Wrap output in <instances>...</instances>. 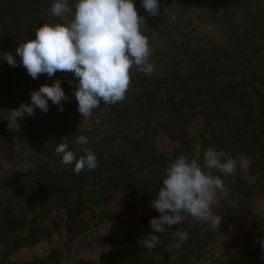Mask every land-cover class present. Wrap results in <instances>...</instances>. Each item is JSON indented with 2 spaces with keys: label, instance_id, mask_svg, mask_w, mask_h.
<instances>
[{
  "label": "rangeland",
  "instance_id": "rangeland-1",
  "mask_svg": "<svg viewBox=\"0 0 264 264\" xmlns=\"http://www.w3.org/2000/svg\"><path fill=\"white\" fill-rule=\"evenodd\" d=\"M69 3L71 6L73 0ZM52 4L53 0H0V60L4 52L15 55L18 42L25 38L34 39L36 28L42 24L63 23L50 15ZM134 6L137 10L135 0ZM159 9L171 21V31L162 39L155 38L154 34L152 39L148 37L151 62L153 58L166 62L168 55L184 44L190 50L200 49L211 65L210 70L224 75H236L239 69H247L245 55L263 52L261 58L264 60V0L249 1L247 10H232L214 3L201 12L185 11L171 0H160ZM173 15L175 19H171ZM256 26L259 31L253 28ZM159 73L154 70L151 77L159 79ZM29 76L19 63V57L16 67L0 62V126L7 124V120H2L7 115L4 111L17 102ZM69 76L64 74L59 79L67 82ZM41 85L44 84L33 90H38ZM146 85L138 86L140 93ZM66 96L68 99L58 106L63 111L58 110L51 118L54 131L63 139L65 137L64 143L77 158L83 155L84 148L91 149L99 166L95 170L85 169L75 174L73 164H62L60 155L55 152L59 141L49 135L44 117L35 110L32 117L25 114L22 120L19 119L20 128L6 132L8 137L1 132L0 264L264 262L262 160L249 167L244 157L248 150L239 152L241 156H233L229 151L228 156L233 159L239 157L237 179L243 190L237 189L235 183L223 181L224 189L218 192L211 206L213 214L222 217L217 229H213L208 221L185 216L180 224L163 234L157 233L159 245L151 250L142 246L145 251L140 254L138 246L141 243L138 241L148 233H155L149 221L159 213L150 206V202L156 198L160 187L153 189L142 180L138 154L145 153L144 149L137 155L126 152L128 139L137 142L144 136L138 134L135 137L136 133L132 131L130 135L112 137L107 124L110 109H104L105 112L96 109L92 117H81L75 97ZM157 97L158 93L154 92L142 104L132 97L119 102L115 110L117 120L126 128H132V123L139 125L136 127L138 131L140 121L144 122L141 127L152 123L147 129L150 133L154 123L161 120L160 109L171 106L166 98L160 101L156 100ZM229 128L227 126L225 132ZM263 128L256 126L252 139L257 141L263 134ZM201 129L202 123L198 120L193 130ZM141 132L144 133L143 130ZM80 135L88 138V144L75 143ZM3 139L8 141L4 143ZM245 141L251 143L248 138ZM176 148L177 145L169 142L163 133L157 135L155 151L167 158L165 167L173 162L171 158ZM197 153L198 148L193 150L195 157ZM122 170L135 182L127 191L116 190L119 179L114 177ZM215 173L221 176L218 171ZM246 189H252V192ZM64 208L72 210L75 217L67 219ZM176 230L189 234V239L180 248L176 247L177 238L173 235Z\"/></svg>",
  "mask_w": 264,
  "mask_h": 264
},
{
  "label": "clouds",
  "instance_id": "clouds-1",
  "mask_svg": "<svg viewBox=\"0 0 264 264\" xmlns=\"http://www.w3.org/2000/svg\"><path fill=\"white\" fill-rule=\"evenodd\" d=\"M141 6L149 16L160 15V0H141ZM49 13L63 23H44L37 27L34 39L18 42L15 55L4 52L0 62L16 67L19 57V63L33 79L38 74H47L50 78L57 71L72 73L76 79L72 95L81 117H92L101 102L106 105L122 102L133 67L146 75L154 72L149 40L141 31L144 18L138 16L134 0H73L71 6L69 0H53ZM171 19H175L174 15ZM61 83L55 79L50 86L41 85L31 91L30 102L4 111L7 115L2 120H7L9 129L18 130V118L22 120L25 114L32 117L35 109L47 113L49 101L60 106L68 99ZM68 83L73 84V80ZM75 143L86 145L88 138L80 135ZM55 152L62 164H73L75 174L99 166L95 153L88 148L77 158L69 145L62 142ZM213 169L221 176H231L236 171V161L223 150L210 147L204 152L203 166L197 159L189 160L182 155L165 168L156 198L150 202L159 213L149 221L153 232L163 234L180 224L185 216L208 221L217 229L222 217L214 215L211 206L224 184L221 176L212 174ZM173 235L177 238V248L189 239L185 231L176 230ZM138 242L151 250L159 245L160 238L148 233Z\"/></svg>",
  "mask_w": 264,
  "mask_h": 264
},
{
  "label": "trees",
  "instance_id": "trees-1",
  "mask_svg": "<svg viewBox=\"0 0 264 264\" xmlns=\"http://www.w3.org/2000/svg\"><path fill=\"white\" fill-rule=\"evenodd\" d=\"M171 1L182 10L201 12L214 3L219 6L230 7L232 10L239 11L241 8L247 10L248 3L251 0ZM135 4L138 6V16L144 18L145 24L141 25V31L146 34L147 38L150 36L149 38L152 39V34H154L155 38L162 39L171 31V21L160 12V9L159 16H149L141 6L140 0H135ZM253 28L259 31L258 26ZM149 32L150 35H148ZM168 40H170L169 37ZM262 54L263 52L253 53L249 56L245 55L244 61H246L248 70L239 69L236 75L229 76L221 72L211 71V65L205 60L206 57L202 51L200 49L190 50L188 45L184 44L168 55L166 62L156 58L152 59L151 63L155 66V71H160L159 79H153L151 75L142 74L135 67L130 70V85L125 95L126 100L132 97L142 104L145 99H150L155 92L158 93L156 100L163 101L166 98L171 105L160 109L162 112L161 120L154 123L152 126L153 131L150 133H147V129L152 123H147L141 127L144 122L140 121L139 131L137 129L139 125L135 126L132 123V128H126L124 124L119 123V120H117L118 113L115 110L116 106L122 102L112 105L101 102L99 105L101 112H105L104 109L111 110L107 124L112 131V137L123 134L130 135L132 131L136 133L135 137L138 134L144 136L137 142H133L131 138L128 139L129 144L128 149H126L127 153L130 152L135 155L141 152L142 148L144 149L145 153L138 154L141 162L139 168L143 170L142 180L144 182L150 184L153 189H157L165 175L167 158L155 151V143L159 133H163L169 142L177 145L171 158L172 161L183 155L187 156L189 160L197 159L200 165L203 166L205 150L214 147L216 150H223L226 154L231 151L233 156H239V152L248 150L244 157H246L249 167L259 160L264 162V128L263 136H259L257 141L252 139V133L256 130V126H264V60L261 58ZM64 74H70L69 80H73V84L70 85L68 80L62 82L61 87L65 95H72L76 79L70 72L57 71L50 78L47 74H38L36 79L29 76L24 82L17 102L6 107L5 111L19 107L22 102L28 103L29 93L37 88L39 84L43 83L50 86L55 79H59ZM149 78L150 81L147 82ZM140 84H147L145 90L142 89L143 93H140L138 87ZM1 89L2 87H0ZM48 103L49 110L47 113H42L39 109H35V111L44 117L45 128L49 135H52L59 143L65 142V137L64 139L60 137L61 135L54 131L51 124V118L58 111V106L53 105L51 101ZM198 120L202 123V129L194 132L193 125ZM227 126H230V128L225 132ZM142 130L144 133L141 132ZM1 132L4 133V136H9L5 134L6 132L10 133L7 124L0 126V137L2 136ZM247 138L251 140V143L245 141ZM7 141L8 139H3L4 143ZM244 144L248 146L245 147ZM197 148L198 153L195 157L193 150ZM238 158L234 159L236 164ZM237 170L238 167L236 166L233 175L221 176V178L227 184L235 183V187L241 191L243 187L241 188V183L237 179ZM204 171L208 170L204 169ZM216 171L213 169L212 174H216ZM88 173L90 175V172ZM115 178L119 179L117 181L119 187L116 190L123 189L127 191L129 185L135 184L132 176L123 170ZM246 190L252 192V189ZM233 194L235 196L237 194L235 189ZM64 210L67 212V219L75 217L76 214L69 208H64ZM153 234L157 236L156 232ZM142 246V244L138 246L140 254L145 251V248L142 250ZM261 264H264V262Z\"/></svg>",
  "mask_w": 264,
  "mask_h": 264
}]
</instances>
